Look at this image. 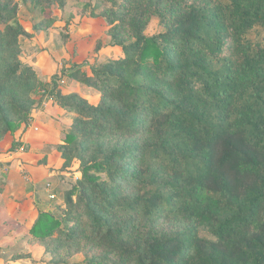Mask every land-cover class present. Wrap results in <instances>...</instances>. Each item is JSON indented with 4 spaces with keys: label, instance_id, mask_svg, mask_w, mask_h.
Wrapping results in <instances>:
<instances>
[{
    "label": "trees",
    "instance_id": "1",
    "mask_svg": "<svg viewBox=\"0 0 264 264\" xmlns=\"http://www.w3.org/2000/svg\"><path fill=\"white\" fill-rule=\"evenodd\" d=\"M165 2L155 11L165 31L145 35L135 18L130 41L110 34L121 48L116 58L71 76L115 99L98 108L69 95L84 124L146 130L128 175L135 194L117 192L128 151L83 166L97 192L85 198L84 214L116 264H264V44L248 37L264 29V0ZM14 16L0 5V23ZM101 173L107 181L98 182ZM163 215L186 225L159 229ZM57 224L44 213L31 230L44 236Z\"/></svg>",
    "mask_w": 264,
    "mask_h": 264
},
{
    "label": "rangeland",
    "instance_id": "2",
    "mask_svg": "<svg viewBox=\"0 0 264 264\" xmlns=\"http://www.w3.org/2000/svg\"><path fill=\"white\" fill-rule=\"evenodd\" d=\"M165 1L0 0L15 11L0 23V264H78L90 258L116 264L115 254L91 231L84 214L85 198L93 200L97 192L83 181L82 168L126 150L117 192L135 194L128 175L137 163L134 148L141 146L146 130L91 128L67 97L77 94L98 108L114 104L113 95L71 76L116 58L121 48L111 44L110 34L130 41L135 18L146 24L145 35L165 31L155 13ZM110 17L117 22L109 24ZM248 37L264 44V29L254 28ZM68 133L74 134L73 141L65 139ZM107 179L101 173L98 182ZM71 190L75 192L69 194ZM104 212L120 222L116 211ZM44 213L58 224L35 236L31 229ZM185 225L166 215L157 220L159 229Z\"/></svg>",
    "mask_w": 264,
    "mask_h": 264
}]
</instances>
